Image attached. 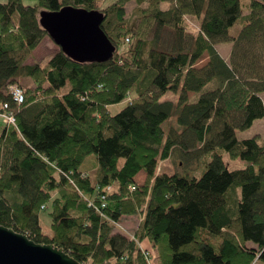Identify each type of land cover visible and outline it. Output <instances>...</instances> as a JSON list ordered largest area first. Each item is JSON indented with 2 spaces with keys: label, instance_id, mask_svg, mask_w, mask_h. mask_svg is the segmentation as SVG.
Listing matches in <instances>:
<instances>
[{
  "label": "trees",
  "instance_id": "1",
  "mask_svg": "<svg viewBox=\"0 0 264 264\" xmlns=\"http://www.w3.org/2000/svg\"><path fill=\"white\" fill-rule=\"evenodd\" d=\"M35 1L0 3V113L16 121L0 129V225L81 264H264V142L236 133L264 118V0L246 13L240 0ZM67 6L104 14L111 59L78 63L58 47L26 63L48 36L40 12ZM168 90L175 100H161ZM173 155L205 169L158 172ZM124 215L140 216L131 237L115 225Z\"/></svg>",
  "mask_w": 264,
  "mask_h": 264
},
{
  "label": "water",
  "instance_id": "2",
  "mask_svg": "<svg viewBox=\"0 0 264 264\" xmlns=\"http://www.w3.org/2000/svg\"><path fill=\"white\" fill-rule=\"evenodd\" d=\"M102 12L71 6L56 12L41 11V27L68 57L78 63H102L111 59L114 46L100 24ZM0 264H81L63 249L40 244L24 233L0 225Z\"/></svg>",
  "mask_w": 264,
  "mask_h": 264
},
{
  "label": "rangeland",
  "instance_id": "3",
  "mask_svg": "<svg viewBox=\"0 0 264 264\" xmlns=\"http://www.w3.org/2000/svg\"><path fill=\"white\" fill-rule=\"evenodd\" d=\"M5 1L6 0H0V3L2 4ZM22 2H24L25 4H28V5H34L36 3L35 0H22ZM240 2H241L242 13H246L248 6H249V0H240ZM134 6H135V3L133 1H131L130 3H128L125 6L126 11H127L126 16L128 18L132 17L131 13H132L133 9L135 8ZM197 22H198V18L197 19L196 18L195 19L190 18L189 19L190 28L191 29H197V27H198ZM238 28L239 27L237 26V27L231 29V33L232 34L236 33ZM229 45L230 44L221 43L220 45H217L216 47L219 50L220 54H222L224 56L227 54V51L230 48ZM56 48H57V45L54 44V42L51 40V38L49 36H47L40 43V45H38L36 47V49H34L28 55L29 57L26 60V63H28V64H37L38 63L40 65H44L47 62V60L52 56L51 54L54 52V50ZM205 62H206V58L204 55V56L199 58V61L194 66L196 68H199ZM25 82L27 83L28 80ZM30 85H32V84H29L28 86L31 87ZM177 96H178V93H175V92L168 90V92H166V94L162 96L161 100H168V99L175 100L177 98ZM188 96L192 97L193 93L190 92L188 94ZM195 98H192L191 100H194ZM261 99H263V101H264V93L261 95ZM11 100H13L12 95H11ZM123 106L124 105L121 103V104H116L115 106L110 107L111 114H114L115 112L120 110ZM175 111L176 110H174V112L172 114H175L176 113ZM1 125L3 127L9 126L5 121L3 122L2 119L0 118V129L2 128ZM236 133H237V136L239 138H246V137L254 136L256 138L258 137L261 142H264V118L257 119L256 122L249 129H246V131H236ZM176 145L180 147V149L182 150V152L184 154H187V149L185 146H183L180 143H178ZM223 155H224L223 161H224L225 165L228 166V168L230 170H235L237 168H243L245 166L243 161H241L239 159L232 160V159H230V157L227 154H223ZM95 163H96L95 157L93 155H88L87 158L85 159V162L82 164L81 169H84V170L86 169V170H88V172L93 174L94 173L93 168H94ZM157 169H158V172L162 171V172L167 173L169 175H172V173H179L181 175L186 174L189 176L198 177L204 171L205 164L202 163V160L197 161V162L185 163V160L183 159V157L181 158V157H178L177 155H173V156H171V158L161 160ZM136 180H137L138 184L143 182V181L140 183L138 182V181H140V176H137ZM39 218H40V225H41L43 233L45 232V233L49 234L50 228H48V225H49L48 217L46 216V214L41 213ZM139 220H140V216H138V215H130V216L124 215L120 218L119 222L116 223L115 225H117V229L119 231H122L131 237V236H133L131 234L134 232V230L138 226ZM254 264H263V263L260 261H257Z\"/></svg>",
  "mask_w": 264,
  "mask_h": 264
},
{
  "label": "built area",
  "instance_id": "4",
  "mask_svg": "<svg viewBox=\"0 0 264 264\" xmlns=\"http://www.w3.org/2000/svg\"><path fill=\"white\" fill-rule=\"evenodd\" d=\"M9 89H10L13 101L16 104H21L24 101L22 88H19L17 85L16 86L12 85V86H10ZM7 106L8 105L6 103V104H4L2 106V108L6 109ZM0 118L2 119L3 122L5 121L8 125L15 126L16 121H15V117H14V115L12 113H7L6 114V113H2L1 112L0 113Z\"/></svg>",
  "mask_w": 264,
  "mask_h": 264
},
{
  "label": "crops",
  "instance_id": "5",
  "mask_svg": "<svg viewBox=\"0 0 264 264\" xmlns=\"http://www.w3.org/2000/svg\"><path fill=\"white\" fill-rule=\"evenodd\" d=\"M57 50H58V46H57V48L54 50V52L57 51ZM229 51H230V48H229V50L227 51V54L224 55V56H227L228 53H229ZM205 58H206V57H205ZM206 60H207V58H206ZM30 86H33V85H30ZM137 176H140V181H138V182L140 183V182L143 181L145 174H144V172H139V174H138ZM137 176H136V177H137ZM136 177H135V181H137V180H136Z\"/></svg>",
  "mask_w": 264,
  "mask_h": 264
}]
</instances>
